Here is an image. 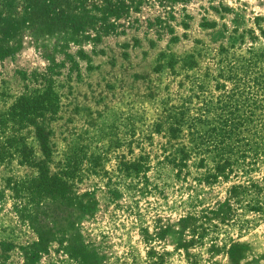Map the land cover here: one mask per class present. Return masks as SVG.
I'll list each match as a JSON object with an SVG mask.
<instances>
[{
    "label": "rangeland",
    "instance_id": "1",
    "mask_svg": "<svg viewBox=\"0 0 264 264\" xmlns=\"http://www.w3.org/2000/svg\"><path fill=\"white\" fill-rule=\"evenodd\" d=\"M0 264H264V0H0Z\"/></svg>",
    "mask_w": 264,
    "mask_h": 264
},
{
    "label": "trees",
    "instance_id": "2",
    "mask_svg": "<svg viewBox=\"0 0 264 264\" xmlns=\"http://www.w3.org/2000/svg\"><path fill=\"white\" fill-rule=\"evenodd\" d=\"M57 95L51 84H48L43 93H40L34 97H27L25 95L20 96L17 101L10 108V113L18 121H30L33 119L30 117L32 114H38L42 111L49 110L55 112L58 109ZM23 156L30 157L29 155L33 153V149L22 143L20 149ZM219 167H222L219 166ZM220 170V169H218ZM57 180V177H52L47 175V171L41 173L38 179L35 181L36 188L41 189L43 186L48 185L53 188ZM52 181V182H51Z\"/></svg>",
    "mask_w": 264,
    "mask_h": 264
}]
</instances>
